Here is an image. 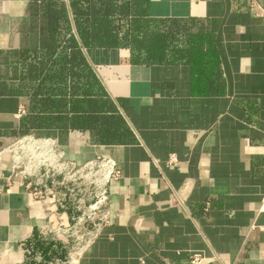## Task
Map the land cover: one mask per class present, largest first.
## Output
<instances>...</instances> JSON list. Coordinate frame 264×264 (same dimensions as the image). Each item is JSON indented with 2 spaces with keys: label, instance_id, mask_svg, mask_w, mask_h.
<instances>
[{
  "label": "crops",
  "instance_id": "0c3cea01",
  "mask_svg": "<svg viewBox=\"0 0 264 264\" xmlns=\"http://www.w3.org/2000/svg\"><path fill=\"white\" fill-rule=\"evenodd\" d=\"M145 9L208 37L203 72L181 54L138 63L123 43L84 44L71 0H0V150L35 134L57 138L78 164L100 155L118 162L110 223L77 264H189L190 253L218 257L204 264H264V17L245 0H146ZM87 71L93 115L107 99L124 141H104L99 121L75 126L91 112ZM173 154L178 164L169 166ZM11 165L5 154L0 264L67 258L69 246L42 228L68 226L71 209L51 196L33 200L8 179Z\"/></svg>",
  "mask_w": 264,
  "mask_h": 264
},
{
  "label": "built area",
  "instance_id": "2783aa9c",
  "mask_svg": "<svg viewBox=\"0 0 264 264\" xmlns=\"http://www.w3.org/2000/svg\"><path fill=\"white\" fill-rule=\"evenodd\" d=\"M249 10L264 17V6L258 0H245ZM22 108L19 116L25 114ZM8 154L12 165L9 180L16 177L35 201L51 196L56 203L72 211L70 223L56 230L43 227V234L55 233L70 245L71 252L65 260L47 264H77L85 251L96 241L110 223V186L122 178L118 162L107 155H100L83 164L66 158L57 138L26 134L0 150V168L3 157ZM178 164L176 155H171L169 166ZM210 206L206 204V209ZM264 211V196L260 208ZM42 260L41 256H38ZM218 257L200 253L188 255L189 264H204Z\"/></svg>",
  "mask_w": 264,
  "mask_h": 264
},
{
  "label": "trees",
  "instance_id": "16d2710c",
  "mask_svg": "<svg viewBox=\"0 0 264 264\" xmlns=\"http://www.w3.org/2000/svg\"><path fill=\"white\" fill-rule=\"evenodd\" d=\"M145 3L146 0H124L120 3L114 0H71V7L84 44L100 42L104 47H118L123 43L131 50L133 61L138 63H162L168 54L172 57L175 54H181L194 61L196 65L199 64L198 71L203 72L201 69L208 56L204 51V46L209 41L208 37L185 22H166L149 18ZM64 11V7L61 8L57 17L65 18ZM123 27L125 29L121 32ZM179 44H182L184 48L176 51L175 47ZM71 45L77 48L75 41ZM72 54L74 57L80 56L79 50H72ZM215 56V52L212 51L209 58L214 61V64ZM89 75L87 71L86 96L91 112H88V116L75 126L83 129L92 128V123L99 121L104 125L99 131L104 141H124L126 132L121 131L122 121L106 116L107 111L112 110V105L107 99L103 97V101L96 104L97 113L101 116L93 115L95 108L91 99L93 89L89 87V84L92 85ZM214 75L216 78V73L213 72ZM42 258L44 264L53 261Z\"/></svg>",
  "mask_w": 264,
  "mask_h": 264
},
{
  "label": "rangeland",
  "instance_id": "374dc122",
  "mask_svg": "<svg viewBox=\"0 0 264 264\" xmlns=\"http://www.w3.org/2000/svg\"><path fill=\"white\" fill-rule=\"evenodd\" d=\"M56 240H59V241H62V242H64V243H66L67 244V242L65 241V240H63V239H59L58 237H56L55 238ZM69 246V251H68V254H67V258L69 257V253L71 252V250H70V245H68ZM67 258H65V259H67ZM65 259H61V258H59V260H65ZM56 260H58V259H56ZM56 260H53L52 262H54V263H56ZM50 262V261H49Z\"/></svg>",
  "mask_w": 264,
  "mask_h": 264
}]
</instances>
